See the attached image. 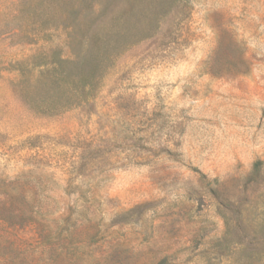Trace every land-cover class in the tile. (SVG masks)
<instances>
[{
    "label": "rangeland",
    "instance_id": "rangeland-1",
    "mask_svg": "<svg viewBox=\"0 0 264 264\" xmlns=\"http://www.w3.org/2000/svg\"><path fill=\"white\" fill-rule=\"evenodd\" d=\"M0 264H264V0H0Z\"/></svg>",
    "mask_w": 264,
    "mask_h": 264
},
{
    "label": "trees",
    "instance_id": "trees-1",
    "mask_svg": "<svg viewBox=\"0 0 264 264\" xmlns=\"http://www.w3.org/2000/svg\"><path fill=\"white\" fill-rule=\"evenodd\" d=\"M46 16H49V14L47 13ZM105 36L106 35L101 36L100 33L92 34L91 40L93 47L91 50H87L83 60L80 62L82 63L81 68L78 69L76 74L78 87L75 89V91H81L82 95L81 97L76 96L75 101L70 103V105H80L90 101L92 98L90 94L92 89L97 84V81L99 80L104 68L112 62L113 57L107 55V47L110 45L109 38H105ZM4 212L7 211H3V213H1L2 216H4ZM7 214H10L9 216L13 215V213H10V211H8ZM27 215L28 213L22 211L20 216L21 218H25ZM28 217L30 218L29 215Z\"/></svg>",
    "mask_w": 264,
    "mask_h": 264
}]
</instances>
